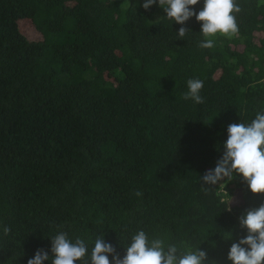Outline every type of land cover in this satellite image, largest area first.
Instances as JSON below:
<instances>
[{
  "label": "trees",
  "instance_id": "trees-1",
  "mask_svg": "<svg viewBox=\"0 0 264 264\" xmlns=\"http://www.w3.org/2000/svg\"><path fill=\"white\" fill-rule=\"evenodd\" d=\"M237 2L239 33L207 49L194 16L177 24L158 3L0 0V264L51 256L58 230L89 254L104 235L123 257L138 229L232 264L230 246L247 234L239 217L264 194L240 175L199 178L222 156L227 126L264 107V0ZM190 78L203 81V104L182 98Z\"/></svg>",
  "mask_w": 264,
  "mask_h": 264
},
{
  "label": "clouds",
  "instance_id": "clouds-1",
  "mask_svg": "<svg viewBox=\"0 0 264 264\" xmlns=\"http://www.w3.org/2000/svg\"><path fill=\"white\" fill-rule=\"evenodd\" d=\"M157 3L165 17L177 24L184 25L193 16L200 22L203 37L198 45L200 48H213L214 38L218 35L231 39L239 33L237 14L242 8L237 0H203L198 12L192 6L199 4L200 0H144L142 7L147 10ZM188 32L189 29L182 26L177 35L184 39ZM187 86L188 91L182 98L203 104L205 98L200 95L203 81L190 78ZM234 175H240L253 194H264V107L255 112L250 122H233L227 126L222 156L216 166L199 179L204 184L215 186L221 181H231ZM135 195L140 196L141 193L137 191ZM232 199L220 201L228 211H231ZM239 224L247 234L231 244L228 260L232 264H264V203L245 210L239 217ZM62 228L63 225L58 226V229ZM9 231L8 227L4 228L5 234ZM224 237L231 239L232 233L226 232ZM51 254L38 249L27 264H43L46 260H50L51 264H77V261L83 264H206L208 260L207 252L197 245L184 241L179 244L169 242L163 235L150 238L143 229L130 236L123 257L111 243L105 241L104 235L96 237L89 254L84 239L77 236L73 240L63 230L51 236Z\"/></svg>",
  "mask_w": 264,
  "mask_h": 264
},
{
  "label": "rangeland",
  "instance_id": "rangeland-1",
  "mask_svg": "<svg viewBox=\"0 0 264 264\" xmlns=\"http://www.w3.org/2000/svg\"><path fill=\"white\" fill-rule=\"evenodd\" d=\"M28 19H20L19 21V26L20 23L22 24V30L25 33L26 36L33 38V39H38L40 37L39 33L32 27L30 24L27 22Z\"/></svg>",
  "mask_w": 264,
  "mask_h": 264
}]
</instances>
